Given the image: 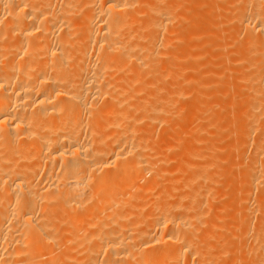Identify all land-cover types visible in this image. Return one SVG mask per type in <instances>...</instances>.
<instances>
[{
  "label": "bare ground",
  "instance_id": "1",
  "mask_svg": "<svg viewBox=\"0 0 264 264\" xmlns=\"http://www.w3.org/2000/svg\"><path fill=\"white\" fill-rule=\"evenodd\" d=\"M176 1L173 2L172 10L176 7ZM235 1H238L239 7H236L237 10L233 16L217 15L213 12L205 13L206 16L202 19L207 20L208 27H202L204 30H201L200 27L197 29L191 22L192 25L188 30L189 34L200 32L197 38L201 39L198 41H202L204 35H208L210 39L231 36L236 41H233L234 45L242 41V45L236 49L233 44V46L230 44L232 47L230 51H232L226 55L223 52L225 56L222 55L224 58L219 60L220 62L218 61L219 56L215 57L219 54L210 53L206 63L207 65L214 64L216 68V65L220 64V68L225 67L229 69V72L236 66L234 73L236 80H227L228 72L223 73L226 75L224 77H227V83L231 82L227 87L233 91L239 90L248 96L247 100H243L245 104L239 110L243 118L241 117L240 123L238 121L236 129H233L239 131V135L235 134L240 137L235 139L236 135L234 134L235 137L232 141L231 138H227L230 140L227 143L221 144V141L211 146H205L209 151L201 150V157L199 156L200 152L197 156L203 162H199L201 159L197 158L189 165L190 169L201 164L206 165L205 161L210 162L208 157L216 156V153L221 151L238 149L237 143L243 148L247 146V149L245 148L247 151L251 149L248 156H246L247 151L244 150L246 152L242 158H237L239 161L234 163H228L231 162L229 159L222 166V163L219 162V167L213 165V163L218 164L217 161L211 163L214 166H211L214 168V170L211 169L213 172L207 170L212 172V177L203 168L206 173L204 178L208 177L211 182L204 195L201 196H205L206 205H210V208H213V205L209 203H213L214 206L220 203L219 207L222 203L221 210H217L215 216L210 212L213 217L208 213V208L205 209L206 205H203L205 211L196 208V204L194 206L187 205L186 200L191 198L194 200L193 197L196 196L191 190L187 192V189L185 193L178 194L181 184H184L186 188H194L193 185L197 181L185 177L191 173L187 172L173 185L166 186L169 179V182L173 181L170 176L181 174L177 165L179 166L180 162L190 156L191 149L201 147L204 139L199 138L198 141L191 144L184 139L190 145L182 143L180 146V142L184 141L183 134L178 128L176 129L178 132H171L168 128L171 126L169 124L167 128L162 127V130L155 127L149 128L150 130L147 132L140 131L141 128L136 130V126H133L134 123L145 119V117L137 120L133 118L132 113V120L131 117L129 118L127 109L115 107L117 103L109 100L112 98L111 92H114L111 90L113 86H122L126 92L127 87L133 89L135 86L138 88L139 85L140 88L141 80L146 76L145 71L139 73L140 69L143 70L146 62L147 64L155 63L154 59L156 58L154 57L157 55L155 50L159 47L161 49L162 46L166 48L168 45L171 46L175 39L171 35L175 33L170 34V37L168 34L169 39L165 41L162 36H166L171 24L177 22L174 21L177 19H173L175 14L173 16L170 14L172 2L168 1L171 5L167 2L170 6L164 8L165 10L154 11V8L152 11L154 17L151 16V13L149 14L152 17L151 29L157 34L161 33L160 36L163 39L161 40V37L157 35L160 39H155L156 41L149 47L150 44L147 41L148 46L141 40L133 41L131 37V41L124 37L125 33L130 32L131 34L133 29L136 30L133 26L137 21L140 22V17L136 16L139 13L138 5L141 4L138 0H0V264H170L171 262L174 264L175 262L180 263L179 260H182L184 256L191 259L189 263L185 257L186 260L183 262L186 264L216 263L217 258L212 253L216 246L212 245L211 241L209 244V238L218 234L211 233L212 226L217 227L220 218L228 213L230 215L236 210L239 211L237 212L239 217L235 214L234 220H230L231 216L227 215L231 222L226 221L229 223L226 225L225 239L223 237V254L230 253L233 251L231 248L235 246L239 252L244 251L245 260L240 254L239 258L230 257L233 261L240 259L248 264H264V0H232L230 3L233 5ZM150 2L153 1L150 0ZM154 2L163 4L165 2L164 6L168 7L166 0ZM85 5H88L86 13L85 10H81V7ZM155 5L156 3L154 7ZM177 5L179 7L180 3ZM214 7L211 9L212 11H215ZM196 10L195 20L198 17ZM81 11L84 15L81 16L79 13L77 16L81 17H75ZM205 14L202 13V15ZM136 18L137 21H135ZM141 18L143 23L145 19L143 20L142 16ZM223 24H231L234 28L225 32L220 27ZM138 26L141 28V23ZM173 27L174 25L172 31L176 32L179 39L176 38L180 40L183 32L179 31V28L173 30ZM144 38L146 39V37ZM202 43L204 44V42ZM201 44L198 45V48L202 47ZM147 49L150 51L145 52H149L146 57L149 58V54H151L152 60L149 58L148 62L144 59L145 64L143 63L144 65L139 67L143 60L139 54ZM160 49L158 50L160 58L161 56L164 59L166 57L165 60L168 61L169 48L166 53ZM188 54H190L189 51ZM182 56L181 59L185 55ZM165 60L162 59V62ZM159 61L156 60L160 64ZM128 62L133 64V67L139 63V66L136 65V68L139 67V71L136 70L138 72L135 76L136 81L132 79L131 73H127V69L130 68H127V71L124 69ZM170 62H168L169 67L171 66ZM177 62H175L178 68L176 71H181ZM159 64L155 66L157 72L160 69ZM166 64H164L165 67ZM164 65H162L163 68H165ZM132 66L128 65L131 67L130 71H132ZM147 67L150 66L146 65L145 69ZM174 67L170 68L172 72ZM166 68L169 70L168 67ZM123 69L128 74L127 77L122 76L123 73H121L120 80H117L119 76L116 77V75H120L119 72ZM160 70L159 72L162 71ZM168 70L166 75L170 72ZM113 72L116 75H113ZM172 72L171 76L174 75ZM230 73L232 74V70ZM214 74L212 73L211 76ZM159 75L161 78L164 77L161 73ZM156 76L160 79L157 74ZM171 76L166 77L171 78ZM183 76L186 75L183 74ZM231 76L235 78V76ZM146 77L149 78V76ZM156 79H153L149 84L159 85V81L162 80ZM208 80L214 83L212 77ZM163 83L161 86H166ZM219 83L221 86H219L220 84L218 86L222 88V82ZM224 89L225 86L222 90L218 89V93L221 94V101H218V104L227 109L234 105L229 100L230 97L224 93ZM178 90H176L177 94ZM125 91H121L120 95L124 96ZM134 91L132 90L133 93L130 94V100L135 96ZM248 91L252 92L248 95ZM159 92L161 91L159 90ZM137 93H140V90L139 92L137 90ZM246 96L240 98L246 99ZM232 98L234 97L232 96ZM236 98L239 97L236 96ZM100 99L105 101L108 99L110 103L114 104V107L108 105L107 112L97 111L92 114L91 110L95 111L97 108L94 106L95 109H90L89 106H93L92 103L100 101ZM235 102L238 101L235 99L234 104ZM154 104L156 105V102ZM162 104H159L161 111L164 108ZM105 105L107 107V104ZM152 106L154 105L152 104ZM103 107L105 106L103 105ZM153 108V115L151 113V116L146 118L158 121L157 123L164 121V116L162 118L160 116L162 113L165 115L164 112L162 111L160 114L161 111L158 110L157 105ZM233 108L232 115L229 112L231 116L235 110H238L235 109L236 107ZM104 110L106 109L104 108ZM229 113L228 116H230ZM82 114L87 115L88 120L90 119L89 124H85L88 128L81 124L84 121V119L80 120ZM198 116L190 117L189 121L192 120L201 127L203 119ZM228 116H225L223 120L221 117V121L215 123L214 126L218 125L216 128L218 127L219 132L217 129L207 130L208 136L215 134L214 137L218 139L222 133V138L223 132L226 129L230 130L231 125L234 126L233 123L238 120L235 115L230 118ZM233 118H235L234 121ZM228 119H230L229 123ZM90 121H93L92 124ZM221 127L223 132L220 131ZM201 129L203 130V128ZM253 134L260 137L256 138ZM151 135L162 136V139L158 138L155 143L149 145L147 138H150ZM170 140L180 144H173ZM149 141L151 140L148 139ZM150 151H154L156 157L151 155ZM168 152L179 154L175 160L176 164H173L176 166L172 165L173 168L170 170L164 168V171L162 169L155 172V166H161L166 162L164 157ZM222 153L220 154L222 155ZM206 166L210 167V163ZM215 167H218L217 170ZM157 168L159 169V166ZM144 171L155 172V174H152L153 179L145 186L138 187L137 181L143 176ZM118 172H121L119 175L123 173V176L120 177L121 182L117 185ZM231 172L237 176L241 175L240 179L246 176L242 184L235 185V192H239V199L236 200L245 204V210H243L245 214L243 215L239 210L243 205L238 208V204H235L231 199V194H226V197H230L226 199L221 195V193H227L223 191L230 182L228 178L230 175L227 177V174ZM202 176H200L201 179ZM127 186L129 187L127 193L120 191L121 188ZM204 187L206 186L204 185ZM136 188L139 189L135 194L134 189L136 190ZM132 191L135 195L126 199V194L131 196ZM202 193V191L197 192V194ZM223 195L225 196V194ZM254 197H257V200L254 201ZM251 201L252 204L256 203L255 211H261V216L251 213L253 217L248 213L254 210L251 209L253 207ZM239 204L241 203L239 202ZM200 206L202 207V205ZM185 207L190 209L188 212L191 211L188 219L187 213L185 215L180 212ZM213 209L212 211H214ZM141 210L147 211L143 218L137 215ZM205 214L213 217L209 216L212 218V222L209 223L210 227L206 226V229L205 226L204 228L201 226L207 222L202 221ZM137 216L138 219H136ZM196 231L201 233L203 241L200 243L194 242L193 237L198 236ZM253 232L256 233L255 238L252 236L254 243L253 247L249 246L251 247L249 249L246 247V241L250 235H254ZM221 235L223 236V233ZM253 238L250 237L252 242ZM262 250L263 252H261ZM187 251H191L192 258L190 254L188 255L190 258H188ZM181 253L185 255L178 259L177 256ZM226 258L223 260L229 261L230 258ZM247 259L248 262H246Z\"/></svg>",
  "mask_w": 264,
  "mask_h": 264
},
{
  "label": "rangeland",
  "instance_id": "2",
  "mask_svg": "<svg viewBox=\"0 0 264 264\" xmlns=\"http://www.w3.org/2000/svg\"><path fill=\"white\" fill-rule=\"evenodd\" d=\"M146 1H148V2H146ZM151 1H153V2H150V0H138V2H140V3H138V4H140V5H138V9H139V13L136 15L137 17L139 16L140 17V22L139 21H137V18H136V20L135 21H137L135 24V26H133L134 28H136V30L135 29H133L132 31H131V34H130V32H127V34L125 33L124 34V37H125V39H129V40H131L132 41V38H133V41H137V40H141L142 42H143V44H146L147 46H148V44H147V42L150 44L149 45V47L151 46V44L154 42V41H156L155 39H157L158 38V36L157 35H159V37H161L160 36V34L161 33H159V34H157L156 32H154L152 29H151V20H152V17H154V13H152V11H153V9L155 8V10L154 11H156V10H161V9H166V8H169V6L172 4V7H170L171 8V10H170V14L173 16V14H175L174 15V17H173V19H177V20H174L176 23L174 24V22H173V25H174V27H173V30H178V28L180 29L179 31H182L183 32V36L181 35V37L183 38H180V40H178L179 38L176 36L177 34H176V32L175 31H172V24H171V27H170V29H169V31H168V33H166V36H162L163 38H164V41L166 40V39H169L168 37H167V35L169 34V37H170V34H174V35H171V37H175V39L172 41V43H171V46L170 45H168L167 46V48H169V50L166 48V47H161V49H160V47L157 49V50H155V54H157L158 55V57H157V55H156V57H154V58H156V59H154L155 60V63L153 64V63H148L147 64V62L145 61V60H148V62H149V58H150V56H152L151 54H149L150 56H149V58H147L148 57V53H145V52H147V51H150L149 49H147V50H145V51H143V52H141L140 54H139V56H140V58H143V60H141V63L142 64H140V66H139V63L138 64H136V65H138L139 67H141L142 65H144L145 64V62H146V64H145V66H143L144 68H143V70H141L140 69V72L139 73H144V71L146 72V76H149V78L148 77H146V76H144V78L141 80V84H142V86H140V88H139V85L137 86L138 88H136V86L135 87H133V89H132V87L130 88V87H127V92L125 91V89H123L122 88V86H113V87H111V90L113 91L114 90V92H111V94H112V98L111 99H109V100H111V102H115V103H117L116 105H115V107H118L119 106V108H124V109H127V112H128V114L130 115L129 116V118L131 117V119L133 120V118L135 119H142V118H144L145 117V119H142V120H139V121H137V122H135L134 123V127L136 126V130H140V128H141V130L140 131H144V132H147V131H149L150 129H151V127H155L156 129L158 128H161V130L163 129L162 127H164V128H167V126H169V125H171V126H169L168 128L170 129V131L171 132H178L176 129L178 128V130H180L179 132L180 133H182L181 135H182V138H183V140L185 139L186 141H187V143H189L190 142V144L191 143H193V142H196V141H198V139L199 138H201V139H204L203 140V145H201V147H199V148H195V149H191V154H190V156H188L185 160H183L182 162H180L181 163V165H180V163H179V166L177 165V167L180 169V171H179V173H181V174H177V176L175 177V176H170L171 178H173V179H171V180H173V181H171V182H169L170 181V179H169V181L166 183V186L167 187H170L171 185H173L174 183H175V181L178 179L179 180V178L180 177H184V175L185 174H187V172H189V173H191L190 175H185V177L186 178H188V179H194V180H196L197 182H195L194 183V185H193V187L194 188H186V187H184V184H181V186H179V190H178V194H181V193H185L186 192V190H187V192L188 191H192L193 193H194V195H196V196H194L193 198H194V200L191 198V199H188V200H186V202H187V205H191V206H194V204H196L195 205V207L196 208H198V209H200L201 211H205V209L206 208H208V213H210V212H212L213 213V215L215 216V212L217 211V210H221V206H222V203H221V206L219 207V204L218 205H216V206H214V204L213 203H209V204H212L211 206L214 208H210V205H206V202H205V196H201V195H204V192H205V190H206V188L210 185V182H211V179L209 180V178L207 179H205L204 177H206L205 175H206V173H205V171L207 172V174L208 173H210L211 174V177H212V170L211 169H213L214 170V168H212V167H214V166H212V164L211 163H213L214 161H215V163H216V161H217V163L218 164H214L213 163V165H219L220 163L219 162H221L222 164H221V166L223 165V164H226L227 163V161H228V159H229V161H231V162H228V163H234V162H236V161H239V160H237V158L239 159V158H242V156L245 154V152L247 151L246 149H247V146H245V148H243L239 143H237L236 145H237V147H238V149L236 150V149H234V150H232V151H228V150H225V151H221V152H223L222 153V155L220 154L221 152H219V153H216V156L214 155L213 157H208L209 159H210V167L208 166H206V165H209V163L208 162H206L205 161V159H204V163H206V165H203V164H201V165H199L198 167H194L193 169H190V167H189V165L192 163V162H194V160H196L198 157V153H199V156L201 157V153H202V151L201 150H204V151H209V149L207 150V146L208 145H213L214 143H219V142H221V144H224L225 142L227 143V142H229L230 140L232 141L233 139H234V134L236 133V134H240L239 133V131L238 130H233V129H236V126H238L237 124H239L240 123V121H241V119L243 118V116H242V114L239 112V110L241 109V107L242 106H244V104H245V102L243 101V100H247L248 98V96H246L245 94H243V93H241V91H239V90H232L230 87H227V86H229V84L231 83L230 81H234V79L236 80V76H235V71H236V66H234L231 70H232V74L230 73L231 72V70H230V72H229V69H226L225 67L223 68H220L219 67V65L220 64H218V65H216L217 66V68L215 67V65L213 64H206L207 63V59L210 57L209 56V54L210 53H214V54H219V55H216L215 57H217V56H219V59H218V61L220 60H222L224 57L223 56H225L226 55V53H230L231 51H230V49L232 48L231 47V45L234 43V42H236L235 41V39L233 38V37H231V36H227V37H225V38H222V39H219V38H215V39H210L209 37H208V35H204L203 37V39H205V40H203L202 39V41H198V40H200L199 38H197L198 37V35H199V33L200 32H193L194 34H189V32H188V30L190 29V27H191V25L193 24V26H195L196 28L198 27H200L201 28V30H204V28L205 27H208V25H209V23H206V19L205 20H203L202 18L204 17V16H206V14L207 13H211V12H213V13H217V15L219 14V15H223V16H233V14L236 12L235 10H237L236 9V7H239L238 6V1H235V4H233L232 5V3H230L232 0H166V5H168V1H170V5H168V7H166V6H164L165 5V2H164V4L163 3H158V2H154V1H156V0H151ZM174 1H176V7H178V3H180V5H179V7L178 8H176L175 7V9H173L172 10V8H173V2ZM182 1V2H181ZM194 2V3H192L191 4V2ZM196 1V2H195ZM213 1V2H212ZM168 2V3H167ZM203 4H202V3ZM148 3V4H147ZM152 3H156V5H155V7H154V4H152ZM145 4V5H144ZM163 4V5H162ZM158 5V6H157ZM207 5V6H206ZM230 5V6H229ZM144 6H146V8L144 9V7H143V11H142V7ZM152 6V7H151ZM161 6V7H160ZM162 6H164V7H162ZM184 6H186V7H184ZM215 6V7H214ZM83 7V8H82ZM81 7V10H85V13L88 11V5H85V6H82ZM87 7V8H86ZM209 7V8H208ZM211 7V8H210ZM212 7H214L213 9L215 10V11H212L211 9H212ZM141 8V9H140ZM158 8V9H157ZM160 8V9H159ZM231 8V9H230ZM86 9H87V11H86ZM146 9H148L147 10V12H146ZM164 9V10H165ZM197 9V10H196ZM210 9V10H209ZM188 10V11H187ZM195 10H196V14H198V17L196 18V20L194 19V16H195ZM145 11V12H144ZM149 11V12H148ZM203 11H205V12H203ZM229 11V12H228ZM234 11V12H233ZM83 11H81V12H78L77 14L76 13H74V14H76V16L75 17H81V16H83L84 14L82 13ZM143 12V13H142ZM183 12H185V13H183ZM199 12V13H198ZM225 12V13H224ZM80 13V15L79 16H77L78 14ZM151 13V16L152 17H150V14ZM177 13V14H176ZM188 13V14H187ZM202 13H206L205 15H202ZM221 13H223V14H221ZM226 13H228L229 15H227ZM73 14V13H72ZM71 14V15H72ZM141 14V15H140ZM144 16H143V15ZM199 14H201V15H199ZM73 16V15H72ZM141 16L143 17V20L145 19V21H143V23H142V18H141ZM178 17H179V19H178ZM200 18V19H199ZM205 18V17H204ZM146 19H148V20H146ZM179 20V21H178ZM185 21V22H184ZM149 22V23H148ZM191 22H192V24H191ZM140 23H141V28H140V26H138V25H140ZM198 23H199V26H198ZM183 24V25H182ZM177 25H179V26H177ZM137 26V27H136ZM187 26V27H186ZM228 26V27H227ZM231 26V27H230ZM202 27H204L203 29H202ZM221 27V29L223 30V31H225V32H228V31H230L231 29H233L234 28V26L233 25H229V24H227V25H222V26H220ZM137 28H139L138 30H137ZM177 28V29H176ZM197 28V29H198ZM185 29V30H184ZM193 29H194V27H193ZM142 30H143V32H142ZM228 30V31H227ZM135 31V32H134ZM137 31H139V32H137ZM172 33H171V32ZM185 31H186V33H185ZM133 32V33H132ZM166 32V31H165ZM188 32V33H187ZM147 33V34H146ZM185 33V34H184ZM128 34H130V35H128ZM135 34H136V36H135ZM146 34V35H145ZM149 34V35H148ZM128 37H130V38H126L127 36ZM132 35V36H131ZM163 35V34H162ZM139 36V37H138ZM143 36V37H142ZM157 36V37H156ZM132 37V38H131ZM134 37H137L136 39L134 38ZM141 37V38H140ZM144 37H146V39L144 38ZM162 37H161V40H163L162 39ZM166 37V38H165ZM178 39H177V38ZM145 40H144V39ZM150 38V39H149ZM158 39H160V38H158ZM160 40V41H161ZM176 40H178V41H176ZM141 41H139V42H141ZM147 41V42H146ZM150 41V42H149ZM234 41V42H233ZM141 42V43H142ZM145 42V43H144ZM190 42V43H189ZM200 42V43H199ZM202 42H204V44L202 43ZM198 43V44H197ZM203 45H202V44ZM189 44V45H188ZM199 44H201V48H198V45ZM231 44V45H230ZM234 45V44H233ZM232 45V46H233ZM242 45V41H240L237 45H234V49H236L237 47H239V46H241ZM192 46V47H191ZM219 46V47H218ZM218 47V48H217ZM165 48H166V50L167 51H169L168 53H169V55L168 54H166V55H168L167 56V59H169L168 61L167 60H165L166 59V57H165V59L161 56V58L163 59V60H165L164 62H162V59L160 58V54H158V50L160 49V50H164V52L166 53V50H165ZM190 48V49H189ZM173 49V50H172ZM188 49V50H187ZM191 49H192V51H193V53H192V51H191ZM226 51H225V50ZM153 50H151V52H152ZM188 51L190 52V54L192 55H190V54H188ZM150 52V53H151ZM182 52V53H181ZM223 52H225V55H224V53ZM145 53V54H144ZM152 53H154V51L152 52ZM159 53H161V52H159ZM177 53V54H176ZM179 53V54H178ZM163 54V53H162ZM172 54V55H171ZM214 54H212V56H214ZM154 55V54H153ZM180 55V56H179ZM182 55H185L184 56V58L183 59H181V57H183ZM223 55V56H222ZM147 56V57H146ZM165 56V55H164ZM189 56V57H188ZM147 58V59H146ZM158 58H160V59H158ZM145 59V60H144ZM180 59H181V61H180ZM150 60H152V57L150 58ZM156 60L157 61H159L160 62V64L158 63V62H156ZM176 60V61H175ZM169 61H171L170 62V65L172 66V67H174V71L172 72L171 70H170V68L172 69V67L170 66H168L169 64H168V62ZM178 61V62H177ZM199 61V62H198ZM219 61V62H220ZM151 62V61H150ZM153 62V61H152ZM162 62V63H161ZM166 62H167V64H166ZM172 62H174L173 63V65H172ZM175 62H177L179 65H180V68L179 69H181V71L180 70H177L176 71V68H177V66L175 65L176 63ZM144 63V64H143ZM166 64L167 66L166 67H168L169 68V70H170V72H168L169 73V75L171 76V72H172V74H174L173 76H171V78H167V77H169V75H168V73H167V75H166V72H167V68L165 67V65L164 64ZM204 63H205V65H204ZM127 65V67H124V69H125V71H127V73L129 72V73H131L130 75H131V77H132V75H133V77H132V79L134 80V81H136L135 80V76H136V73H138V72H136V70L137 71H139V67L138 68H136V65L133 67L132 65H131V63H126ZM130 64V66H132V71H135L134 73L132 72V71H130V69H131V67H128V65ZM135 64V63H134ZM157 64H159V66H160V69L162 70H160V69H158V72H159V70L161 71V72H159V73H161V75H163L162 77L163 78H161V76L159 75V73L157 72V70L155 69L156 67L155 66H157ZM146 65H148V66H150V67H147L146 69H145V67H146ZM151 65H153L152 67H153V69H152V67H151ZM162 65H164V67L165 68H163V66ZM178 65V66H179ZM193 65H196L195 67L193 66ZM207 65V66H206ZM121 66V65H120ZM221 66V65H220ZM219 67V68H218ZM127 68H130V69H127ZM124 69L123 70H121L120 72H119V74L120 75H118L117 73H118V70H117V72L115 71V73L117 74H114V72H113V75H116V77L117 76H119V77H117V78H119V79H117L116 77V79L117 80H120V76H121V73H123L122 74V76H125V77H127L126 75H128L126 72H124ZM127 69V70H126ZM178 69V68H177ZM225 69V71H223ZM235 69V70H234ZM154 70H155V72H154ZM164 70V71H163ZM168 70V71H169ZM184 70V71H183ZM186 70V71H185ZM150 71V72H149ZM178 72V73H176V72ZM182 71H183V73H182ZM228 73H227V72ZM153 72V73H152ZM188 72V73H187ZM226 72L227 74H228V76L227 77H229V78H227V77H224V76H226L224 73ZM133 73V74H132ZM149 73H150V75H149ZM214 74V73H216V74H218L217 76L214 74V76L212 75L211 76V74ZM230 73V74H229ZM156 74L158 75V77H160V79H158L157 78V76H156ZM179 74H181L180 76H179ZM183 74L184 75H186L185 77L183 76ZM129 75V76H130ZM145 75V74H144ZM175 75H177L176 77H175ZM231 75H233V76H235V78L234 77H232ZM139 76V75H138ZM156 76V77H155ZM167 76V77H166ZM124 77V78H125ZM165 77H166V79H165ZM177 78L176 80L174 79V78ZM213 78V80H214V83L213 82H211L210 80H208L209 78ZM218 77H219V79H218ZM221 77H222V80H220L221 79ZM122 78V77H121ZM138 78V77H137ZM147 78V79H146ZM158 79V81L159 80H162V81H165L164 83L166 84V86H161L162 85V81H159V85H156V86H153V85H151V84H149L153 79ZM226 78H227V80H230L229 81V83H227V80H226ZM231 78V79H230ZM156 79V80H157ZM164 79V80H163ZM185 79V80H184ZM188 80H190L189 82H187ZM220 80V81H219ZM179 81V82H178ZM184 81H185V83H184ZM194 81V82H193ZM193 82V83H192ZM216 82H218V83H216ZM219 82H222V88H224V86H225V89H224V93H226L227 94V96H229L230 98H229V100H231L232 102H233V105L236 107H234V106H230L229 108H227L228 109V111H227V109H225V108H222V106L221 105H219L218 103L221 101V98H220V93H218L219 91H218V89H221L222 90V88H220L219 86H221V84L219 83ZM163 83V85H165ZM184 83V84H183ZM200 83H201V85H200ZM225 83H227L226 85H224ZM175 84V85H174ZM206 84V86H204ZM220 84V85H219ZM179 85V86H178ZM199 85V86H198ZM217 87H216V86ZM219 85V86H218ZM157 86H159V87H157ZM143 87V88H142ZM227 87V88H226ZM115 88V89H114ZM121 88H122V90H121ZM218 88V89H217ZM135 90L134 91V95L135 96H133L132 98V100H130L131 98V96H130V94H132L133 92H132V90ZM178 89H180V90H178ZM229 89V90H228ZM137 90H138V92H139V90H140V93H137L136 94V92H137ZM159 90L161 91V92H159ZM176 90H178V94H177V92H176ZM230 90H232V91H230ZM121 91L123 92V91H125L124 93H123V95L124 96H122V95H120V94H122L121 93ZM155 91V92H154ZM129 92V93H128ZM132 92V93H131ZM174 92H176V93H174ZM180 92V93H179ZM237 92H239L238 94H237ZM250 92H252V91H248L247 92V94L249 95L250 94ZM160 93V94H159ZM230 93V94H229ZM241 93V94H240ZM110 94V95H111ZM119 94V95H118ZM129 96H128V95ZM158 94V95H157ZM240 94V95H239ZM115 95V96H114ZM179 95V96H178ZM208 95V97H206L205 98V96H207ZM243 95V96H242ZM246 96V99H243V98H240V97H245ZM114 96V97H113ZM119 98H118V97ZM232 96L238 101L237 103L235 102V104H234V101H235V99L234 98H232ZM236 96L237 97H239V98H236ZM264 96V95H263ZM126 97H127V99H126ZM158 97V98H157ZM114 98V100H112ZM116 98V99H115ZM135 98V99H134ZM168 98H169V100H168ZM219 98H220V100H219ZM102 100V99H100V101L99 100H97L96 102L94 101L93 103H92V105L93 106H89V108L90 109H92V108H94V106H95V108H97V110L95 109V111L94 110H91L92 111V114H94V113H97V111L98 112H103V111H105V112H107L108 111V107L111 105V107H114L113 105L114 104H112V103H110L109 102V100ZM126 99V100H125ZM149 99H151L150 101H148ZM118 100V101H117ZM168 100V101H167ZM192 100V101H191ZM234 100V101H233ZM240 100H242V101H240ZM102 101V102H101ZM125 101V102H124ZM152 101V102H151ZM158 101V102H157ZM163 101V102H162ZM169 101H171V102H169ZM176 101H177V103H176ZM219 101V102H218ZM107 102H109V103H107ZM137 102V103H136ZM150 102V103H149ZM156 102V105H157V107L159 108L160 107V105H161V103H163L162 104V107H164L163 109H162V111L164 112V114L165 115H163V113H162V111L160 110L161 108H157L158 110H160L159 112H160V116H161V118H162V116H164V121H160L159 123H157L158 121H151V120H149L148 118L151 116V113H152V115H153V110H154V106H156L154 103ZM164 102H165V104H164ZM240 102V103H239ZM242 102V103H241ZM120 103H121V105H120ZM131 103V106L130 107H132V108H130L129 107V104ZM135 103V105H133V104ZM171 103V104H170ZM239 103V104H238ZM105 104H107V107H106V105ZM137 104V105H136ZM152 104L154 105V106H152ZM160 104V105H159ZM168 104V105H167ZM194 104V105H193ZM219 106H221V107H219ZM105 106V107H103L102 108V106ZM109 105V106H108ZM136 106H137V108H136ZM141 106H143L142 108H141ZM215 106V107H214ZM218 106V107H217ZM240 106V107H239ZM138 107H140V108H138ZM168 107V108H167ZM234 107L235 109H238L237 111L235 110V113L233 114V116L235 115V116H237L236 117V119H238L237 120V122H235V123H233L234 124V126L233 125H231L232 127H230L231 129L230 130H228V129H226L225 130V132H223V129H222V127L220 128V129H222V130H220L221 132H223V137L221 138V136H222V133H221V136L217 139V137H214L215 136V134L214 135H211V136H208V132H206L207 130H209V131H212L213 129L214 130H216L217 129V131L219 132V129H218V127L216 128V126H218V125H216V126H214L215 125V123H219V121H221V120H223V119H225L224 117L226 116H228V113L230 112L231 113V115H232V111H234V110H232V108ZM104 108L106 109V110H104ZM156 108V107H155ZM166 108H167V111L168 112H170V113H168L167 111H166ZM233 108V109H234ZM111 109V108H110ZM129 109V110H128ZM139 109V110H138ZM151 109V110H150ZM230 109V110H229ZM101 110V111H100ZM136 110H138V111H136ZM133 113V114H132ZM168 113V114H167ZM230 113H229V115H230ZM91 113H90V116L92 115ZM131 114L133 115V118H132V116H131ZM237 114V115H236ZM89 115V114H88ZM197 115H199L198 117H201L202 119H203V124H202V126L201 127H199L198 126V124L197 123H195L194 121H189V119H190V117H192V116H197ZM228 116L229 118L230 117H233V116ZM238 115H239V118H238ZM210 116V117H209ZM82 117V118H81ZM81 117H80V120H83L84 119V123L82 122L81 124L83 125V127H85L86 125L85 124H89V120H88V118H87V115L85 116L84 114H82L81 115ZM93 117V116H92ZM146 117H148V118H146ZM167 117V118H166ZM222 117V119L220 120V118ZM242 117V118H241ZM90 118V117H89ZM217 118H219V120H217ZM209 119V120H208ZM86 120H87V122H86ZM170 120V121H169ZM217 120V121H216ZM233 121L235 120V118H233L232 119ZM93 121H94V119H93ZM93 121H90V123L92 124V122ZM169 121V122H168ZM227 121V120H226ZM238 121H239V123H238ZM154 122V123H153ZM230 122V119H228V123ZM151 123V124H150ZM171 123V124H170ZM214 123V124H213ZM221 123V122H220ZM224 123V122H223ZM226 124H227V122H225ZM91 124H90V126H89V128L91 127ZM136 124V125H135ZM154 124H156V125H154ZM169 124V125H168ZM85 125V126H84ZM173 125H174V127H173ZM197 125V126H196ZM210 125H212V126H210ZM224 125V124H223ZM221 126V125H220ZM87 127V126H86ZM198 127V128H197ZM88 128V127H87ZM86 128V129H87ZM150 128V129H149ZM152 128V129H153ZM172 128V129H171ZM201 128H203V130L201 129ZM147 129V130H146ZM85 130V129H84ZM228 130V131H227ZM232 130V131H231ZM199 131H200V133H199ZM231 131V132H230ZM235 131V132H234ZM220 133H219V135H220ZM174 134V133H173ZM235 134V135H236ZM254 134H256V133H254ZM253 134V136L254 137H256V138H258V136L256 135H254ZM257 134H259V133H257ZM199 135V136H198ZM225 135V136H224ZM227 135V136H226ZM230 135H232V136H229ZM152 136V135H151ZM150 136V138L148 137L147 138V143L149 144V145H151V144H153V143H155V141L158 139V138H160V139H162V136H160L159 137V135H155V137L154 136H152L151 137ZM156 136H158V137H156ZM218 136V135H217ZM237 137H240V136H237L236 135V138L235 139H237ZM260 137V136H259ZM226 138V139H225ZM227 138H231L230 140L229 139H227ZM148 139L149 140H151V141H149L148 142ZM189 139V140H188ZM183 141V142H180V143H178L177 142V144H180V146L182 145V143H183V145H190V144H187L186 143V141ZM224 140V141H223ZM226 140V141H225ZM170 142L171 143H173V144H176V142L174 141V140H170ZM224 142V143H223ZM186 143V144H185ZM176 144V145H177ZM206 146V147H205ZM210 146H209V148H210ZM215 146V145H214ZM179 147V146H178ZM249 147V146H248ZM203 148H206V149H203ZM212 148V147H211ZM249 148H251V147H249ZM242 149V150H241ZM244 150H246V151H244ZM250 150L251 149H248V151L246 152V156H248L249 155V153L248 152H250ZM227 151V152H226ZM207 152H206V154H207ZM151 155H154L155 156V154H154V151H150L149 152ZM173 153V154H172ZM175 152H168V154H166V156L164 157V159H166L165 161L166 162H164L162 165H163V168H161V166L160 165H157V166H155V169L156 170H154L155 172L157 171H161L162 169H163V171L167 168V170L169 169L170 170V168H173V167H171L173 164H176V162L177 161H175V160H177V157H178V155L179 154H174ZM193 153V154H192ZM248 153V154H247ZM175 155V156H174ZM204 155V154H203ZM202 155V156H203ZM221 155V156H220ZM193 156H195V157H193ZM156 157V156H155ZM192 157V158H191ZM218 157V158H217ZM263 157H264V155H263ZM176 158V159H175ZM194 158V159H193ZM208 158H206L207 159V161H209V159ZM190 159V160H189ZM201 158H198V160H200ZM222 159V160H221ZM233 159V160H232ZM168 160V161H167ZM171 160V161H170ZM197 160V161H198ZM226 161V162H225ZM196 162V161H195ZM199 162H203V160L201 159ZM208 163V164H207ZM170 165V166H169ZM184 165H185V167H184ZM159 166V169L157 168ZM165 166V167H164ZM173 166H176V165H173ZM182 166V167H181ZM212 166V167H211ZM219 167V166H218ZM217 167V168H218ZM165 168V169H164ZM184 168V169H183ZM206 169L205 171H204V169ZM217 168L215 167V170H217ZM187 169V170H186ZM209 171H212V172H209ZM186 170V171H185ZM155 172H148V171H144V174H143V178L142 177H140L139 179H138V181H137V183L139 184V186L138 187H143V186H145V184L147 183V182H149L150 180H152L153 179V176H152V174L154 173L155 174ZM183 172V173H182ZM119 173H121V172H118L117 173V185L118 184H120V180H121V176H123L122 174H120L119 175ZM203 173V174H202ZM234 173V172H233ZM232 172L231 173H228L227 174V177L229 178V181L231 182V184H230V182H229V186L227 185V186H225V189L224 188H222V189H224L225 191H223L222 189V191L223 192H227V193H221V195L226 199V198H230L229 196L228 197H226V194H231L230 196H232V200H233V202L236 204H238L237 206H238V208H239V206H241V205H243V206H241V209H239V210H241L240 211V213H241V215H243V214H245V212L243 211V210H245V204L242 202V201H240V200H236V199H239V192L238 191H236L235 192V185L236 184H238V185H240V184H242V182H244L243 180H244V178L246 179V176L243 178H239V176L241 177V175H239V176H237V175H235V173L233 174ZM153 174V175H154ZM195 174V175H194ZM204 175V176H202V175ZM179 175V176H178ZM181 175V176H180ZM194 175V176H193ZM189 176V177H188ZM192 176V177H191ZM200 176H202L203 178L201 179V177ZM231 176H232V178H231ZM152 177V178H151ZM143 180H142V179ZM175 178V179H174ZM233 179V180H232ZM234 179H236V180H234ZM203 180V181H202ZM205 180H206V182H205ZM240 180H242L241 182H238V181H240ZM209 181V182H208ZM236 181H237V183H236ZM173 182V183H172ZM233 182H235V183H233ZM207 183V184H206ZM240 183V184H239ZM170 184V185H169ZM197 187H196V186ZM201 185V186H200ZM204 185L206 186V187H204ZM200 186V187H199ZM185 188V190H183V189ZM196 188V189H195ZM200 188V189H199ZM229 188V189H228ZM125 189V190H124ZM128 189H129V187L127 186L126 188L124 187L123 189L121 188V192L123 191V193H127L128 192ZM137 189H139V188H136V190L134 189V191H135V194H136V192H137ZM181 189V190H180ZM233 189H234V191H233ZM227 190V191H226ZM134 191H132V193H131V196H130V194H126V196H125V198L127 199H129V198H132V195H135L133 192ZM198 191H202L203 193L202 194H197V192ZM233 192V193H232ZM196 193V194H195ZM223 194H225V196L223 195ZM237 194V195H236ZM198 195V196H197ZM234 195V196H233ZM201 196V197H200ZM236 196V198H234ZM199 197V198H198ZM204 197V198H203ZM222 197V198H223ZM197 198V199H196ZM224 198H223V200H224ZM253 200L255 201V200H257V197L255 198H253ZM252 200V201H253ZM191 201H192V203H191ZM194 201V202H193ZM236 201V202H235ZM252 201H251V204H252ZM253 201V202H254ZM201 202V203H200ZM223 202V201H222ZM239 202L241 203V204H239ZM101 203V205L103 204V202L101 201L100 202ZM203 203V204H202ZM208 204V203H207ZM256 204V203H255ZM254 203L252 204V206L254 207H251V209H254V210H252V211H254V212H252V211H250V212H248L249 214H255V215H258V216H261L262 214H261V211L259 212V210H258V212H256L255 211V207H256V205H255ZM199 205H202V207L200 206L199 207ZM206 205V206H209V207H206L205 206V209H203L204 208V206ZM216 207V208H215ZM210 208V209H209ZM220 208V209H219ZM186 207L185 208H183V209H181L180 210V212L183 214H185L186 215V213L188 214V215H186V217H187V219L189 218V216H190V212H188L190 209L189 208H187L186 210ZM189 209V210H188ZM212 209L214 210V211H212ZM143 210H141V211H139L138 212V216H142V218H143V216L145 217V215H146V213L145 212H147L146 210H144L143 212H142ZM237 212H239V211H233V212H231L232 214H233V216H232V214L230 213V215H228L229 217H230V220H234L235 219V217H236V215H237V217H239L238 215H239V213L237 214ZM256 212V213H255ZM141 213H142V215H141ZM211 214V213H210ZM236 214V215H235ZM251 214V215H252ZM261 214V215H260ZM212 215V214H211ZM211 215H207V214H205V215H203V219L204 220H202V221H207V222H205V224H201V226H202V228H204V226H205V229H206V226L208 225V227H210V225H209V223L210 222H212L211 221V219L214 217L213 215V217L211 216ZM227 215H225L223 218H220L219 220H218V225H217V227L216 226H212V230H211V233L212 234H218V235H220V236H211L208 240H209V244H210V241L212 242V245H214V246H216L215 248H213V250H212V253H213V255H214V257H216L217 258V261H216V263L215 262H205L206 264H225L224 262H226L227 263V261H224L223 259H227L226 257H228V258H230V257H233V258H239L241 255H243V254H245L244 253V251L243 252H239V250H237L236 249V247L234 246V247H232L231 249H233V251H231L230 253H227V254H223V247H222V244L224 243V239H225V231H226V225L229 223V222H231L230 220H229V218H228V216ZM241 215H240V217H241ZM138 216L136 217V219H138ZM212 217V218H210V217ZM227 216V217H226ZM253 216V215H252ZM228 218V220H226V218ZM254 217V216H253ZM256 217V216H255ZM140 218V217H139ZM226 221H229L228 223L226 222ZM224 222H225V224H224ZM211 224V223H210ZM223 224V225H222ZM62 225V224H61ZM200 225V224H199ZM63 226V225H62ZM222 226H225L224 228L222 227ZM196 227V226H195ZM198 227V226H197ZM222 227V228H221ZM205 229H203V230H205ZM211 229V228H210ZM221 233H223V236L221 235ZM254 233V232H253ZM255 234L256 233H254V235L252 234V235H250V237L251 238H253L254 236H255ZM196 235H198V236H196V237H193V239H194V242H197V243H200L201 241H203L202 240V238H201V233L199 232V231H196ZM253 236V237H252ZM220 237V238H219ZM223 237H224V239H223ZM250 237H249V239H247V241H246V243L248 244V246H247V244H246V247H248L249 249L251 248V247H253V243H254V238H253V242H252V240H250ZM217 240H216V239ZM222 238V239H221ZM215 242V243H214ZM250 243V244H249ZM217 245H218V247H217ZM251 245V247H249ZM223 248V249H222ZM247 248V249H248ZM208 250H209V248H208ZM208 250H206V251H208ZM235 250H237V251H235ZM210 251V250H209ZM255 251V250H254ZM218 252H220L219 254H218ZM261 252H263V250L261 251ZM190 254V257L192 256L191 255V251H187L186 252V255L188 256ZM241 254V255H240ZM185 254H183L182 255V253L179 255V256H177L178 257V259H180L182 256H184ZM181 256V257H180ZM235 256H237V257H235ZM185 257L186 256H184L183 258H182V260L180 259L179 261H180V263L178 262H175L176 264H186V263H184L183 261L184 260H186L187 259V257H186V259H185ZM189 256H188V258H190ZM225 257V258H224ZM243 257H244V260H245V255H243ZM192 258V257H191ZM222 258V259H221ZM242 258V257H241ZM191 259H187V261L190 263L191 261H190ZM224 262H223V261ZM220 263H219V262ZM222 261V262H221ZM182 262V263H181ZM228 262H230L229 264H244L245 262L243 261H241L240 259H236V260H234L233 261V259H229V261ZM246 262H248V259L246 260ZM174 263V264H175ZM162 264V263H161ZM170 264H173V262H171ZM188 264V263H187ZM228 264V263H227ZM245 264H248V263H245Z\"/></svg>",
  "mask_w": 264,
  "mask_h": 264
}]
</instances>
